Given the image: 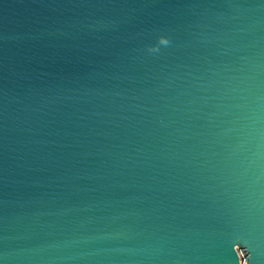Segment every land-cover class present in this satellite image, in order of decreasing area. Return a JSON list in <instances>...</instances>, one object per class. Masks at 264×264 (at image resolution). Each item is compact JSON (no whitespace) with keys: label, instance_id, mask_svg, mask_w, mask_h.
<instances>
[{"label":"water","instance_id":"1","mask_svg":"<svg viewBox=\"0 0 264 264\" xmlns=\"http://www.w3.org/2000/svg\"><path fill=\"white\" fill-rule=\"evenodd\" d=\"M248 260L264 0H0V264Z\"/></svg>","mask_w":264,"mask_h":264},{"label":"clouds","instance_id":"2","mask_svg":"<svg viewBox=\"0 0 264 264\" xmlns=\"http://www.w3.org/2000/svg\"><path fill=\"white\" fill-rule=\"evenodd\" d=\"M170 44V40L168 38H165L163 36H161L159 39H158V44L157 46H154V47H150L148 49L149 53H157L160 51V46H164V47H167L169 46ZM245 256L248 257V254L247 252L245 251ZM248 264H249V260H248Z\"/></svg>","mask_w":264,"mask_h":264}]
</instances>
